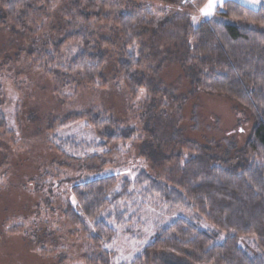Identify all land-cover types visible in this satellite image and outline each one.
I'll return each mask as SVG.
<instances>
[{
	"label": "rangeland",
	"instance_id": "obj_1",
	"mask_svg": "<svg viewBox=\"0 0 264 264\" xmlns=\"http://www.w3.org/2000/svg\"><path fill=\"white\" fill-rule=\"evenodd\" d=\"M117 1L121 11L146 21L141 29L145 35L136 47L151 42L173 19H187L193 26L216 20L264 30L217 15L227 0H212L216 6L207 16L184 0ZM241 1L254 10L264 8V1ZM73 3L54 2L50 19L38 33L40 50L43 44L56 42L66 24L65 11ZM33 38L11 28L0 30V113L7 123L6 132L0 134V264H94L99 251L91 242L93 226L72 228L63 207L71 200L73 186L110 176L129 180L133 198L117 211L127 214V225H111L117 238L100 251L106 264H134L161 227L180 219L208 234L213 246L223 244L226 234L198 221L190 211L169 209L158 197H146L134 182L142 172L166 180L176 170L168 161L173 155L187 161L206 151L218 165H242L241 152L251 137L254 115L228 97L196 91L178 63L174 45L162 44L163 55L151 56L142 68L141 77L152 90L132 94L113 78L111 60L117 55L105 68L106 83L81 85L51 75L40 58L28 56ZM78 48L68 45L55 65H65ZM88 115L108 117L121 128H136L135 137L99 149L105 139L85 119ZM76 116L83 120L68 123ZM70 139L83 144L82 149L67 147L64 142ZM240 245L256 255L254 239L241 238Z\"/></svg>",
	"mask_w": 264,
	"mask_h": 264
},
{
	"label": "trees",
	"instance_id": "obj_2",
	"mask_svg": "<svg viewBox=\"0 0 264 264\" xmlns=\"http://www.w3.org/2000/svg\"><path fill=\"white\" fill-rule=\"evenodd\" d=\"M55 1L0 0V30L11 28L33 35L28 56L40 58L43 66L52 70L51 75L60 74L66 81L81 85L106 83L105 68L109 58L117 55L111 60L114 80L132 94L143 88L152 90L149 81L141 77L142 68L151 56L163 55L162 44H171L196 91L228 97L255 117L251 137L241 152L242 165H218L206 151L187 161L173 155L168 161L176 170L166 180L142 172L134 182L146 197H158L169 209L194 213L198 221L226 234V241L213 246L208 234L180 219L161 227L134 264H264V30L216 20L193 26L187 19H173L152 36L151 42L136 47V41L145 35L141 29L147 26L146 21L121 11L117 0H73L64 15L67 26L55 43L43 44L40 50L38 33L50 19ZM184 1L202 9L208 0ZM221 8L219 16L264 28V8L254 10L236 0L225 1ZM71 44L79 46L77 53H71L65 65L56 66ZM76 118L67 121L83 120ZM85 119L105 139L99 149L129 143L137 132L133 127L121 128L108 117L88 115ZM6 127L0 113V134ZM76 143L73 139L64 142L74 151L82 149L83 144ZM130 188L129 180L110 176L81 182L71 189L63 216L76 230L93 226L91 242L99 251L94 264H106L100 251L117 238L111 225L120 228L128 223L127 214L117 211L133 198ZM241 238L254 239L256 255L240 245Z\"/></svg>",
	"mask_w": 264,
	"mask_h": 264
},
{
	"label": "snow or ice",
	"instance_id": "obj_3",
	"mask_svg": "<svg viewBox=\"0 0 264 264\" xmlns=\"http://www.w3.org/2000/svg\"><path fill=\"white\" fill-rule=\"evenodd\" d=\"M216 5L212 3V0L205 6V8L201 9L202 13L207 16L210 15Z\"/></svg>",
	"mask_w": 264,
	"mask_h": 264
},
{
	"label": "crops",
	"instance_id": "obj_4",
	"mask_svg": "<svg viewBox=\"0 0 264 264\" xmlns=\"http://www.w3.org/2000/svg\"><path fill=\"white\" fill-rule=\"evenodd\" d=\"M259 1H264V0H259ZM239 2H242V3H244L243 1H241V0H239Z\"/></svg>",
	"mask_w": 264,
	"mask_h": 264
}]
</instances>
